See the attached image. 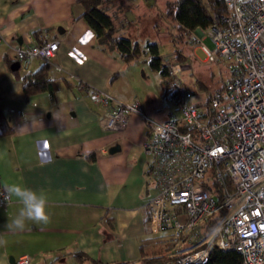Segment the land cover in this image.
Returning <instances> with one entry per match:
<instances>
[{
    "label": "crops",
    "instance_id": "obj_1",
    "mask_svg": "<svg viewBox=\"0 0 264 264\" xmlns=\"http://www.w3.org/2000/svg\"><path fill=\"white\" fill-rule=\"evenodd\" d=\"M141 2L108 1L117 36L135 42L145 34ZM83 12L79 0H0V109L13 129L0 137V180L22 181L49 198L47 223L29 222L24 231L7 228L18 205L0 207V264H15L22 255L32 256L33 264H78L76 252L103 264L138 263L142 248L166 241L149 225L156 189L143 149L146 121L132 116L124 134L108 132L99 123L103 105L91 99L99 91L116 102L138 100L152 118L164 98L162 78L148 55L125 63L116 50L102 48ZM44 33L60 41L49 68L57 90L26 100L22 78L43 63H22L17 76L12 47L36 44ZM59 108L63 120L53 117Z\"/></svg>",
    "mask_w": 264,
    "mask_h": 264
},
{
    "label": "built area",
    "instance_id": "obj_2",
    "mask_svg": "<svg viewBox=\"0 0 264 264\" xmlns=\"http://www.w3.org/2000/svg\"><path fill=\"white\" fill-rule=\"evenodd\" d=\"M225 4L228 17L192 32L191 43L209 62H226L231 76L207 108L191 102L180 78L190 67L172 61L162 64L176 78L178 117L159 123L146 117L138 100L116 102L99 91L91 95L105 109L99 123L108 132L124 134L133 115L147 122L143 149L156 189L148 204L149 225L174 256L164 264H206L216 248L236 250L244 264H264V0ZM206 37L213 49L203 43ZM41 39L39 45L12 47L15 62L38 59L52 66L60 41L48 33ZM9 203L0 195V207ZM216 216L220 220L211 227ZM33 263L30 255L15 261Z\"/></svg>",
    "mask_w": 264,
    "mask_h": 264
},
{
    "label": "trees",
    "instance_id": "obj_3",
    "mask_svg": "<svg viewBox=\"0 0 264 264\" xmlns=\"http://www.w3.org/2000/svg\"><path fill=\"white\" fill-rule=\"evenodd\" d=\"M109 0H79L83 7L82 18L87 22L90 29L93 31L98 44L104 49H114L119 53L120 58L125 63H132L138 60L143 55L150 57L149 64L151 68L158 72L162 78L163 97H173L177 100V110L179 111V95L173 91V83L175 77L170 75L168 69L163 66L164 61L159 53V48L156 43L148 42L143 49V45L137 40L133 42L128 37L117 36L116 26L113 16L109 14L107 5ZM230 9L226 6L225 0H173L167 3V16L173 20V29L170 33L171 41L174 45L175 64L184 63L190 58L182 53L180 46L185 43V38L191 36L192 32L201 29L209 28L216 20L222 17H228ZM38 42L35 45L42 43V36H36ZM192 39V36H191ZM189 40L186 44L190 43ZM38 60V59H37ZM42 62V61H41ZM43 63V62H42ZM13 62H10L12 66ZM22 64V63H20ZM50 65L43 63V66L35 72L26 74L22 78L23 91L26 100L40 93L48 92L54 96L57 85L55 80L49 77ZM21 69V68H20ZM15 71L18 76L20 71ZM187 72V71H186ZM183 74V73H182ZM181 74V75H182ZM180 75V78H181ZM231 77V76H230ZM229 77V78H230ZM182 80V79H181ZM224 84V83H223ZM223 87V86H222ZM222 87L209 99L208 102L201 107L207 108L212 99L222 89ZM143 106V105H142ZM144 111V106H143ZM172 112L171 115L179 116V112ZM145 114V113H144ZM134 116V115H133ZM169 116V118H170ZM168 120V119H167ZM165 122V121H164ZM147 125V122H146ZM13 134L8 120L3 115L0 109V137H5ZM94 155H88L89 159H94ZM220 220L216 216L210 223L211 227L216 226ZM187 249L184 247L180 250ZM78 264H103L101 262L90 259L83 253L76 252L72 254ZM174 259L172 251L167 241L160 242L151 250L141 249V260L138 263L116 262L110 264H164ZM206 264H244L241 255L236 250L221 251L214 249Z\"/></svg>",
    "mask_w": 264,
    "mask_h": 264
},
{
    "label": "rangeland",
    "instance_id": "obj_4",
    "mask_svg": "<svg viewBox=\"0 0 264 264\" xmlns=\"http://www.w3.org/2000/svg\"><path fill=\"white\" fill-rule=\"evenodd\" d=\"M169 1L173 0H142L141 3L143 4H141L142 7L139 8L138 12L142 23L144 20L147 22V31L143 35L141 33L136 35V40L138 39L143 45V49L148 42L156 43L163 60L175 61L174 45L170 38L173 20L167 16V3ZM191 36H187L184 40L185 43L180 46L186 58H190L184 63H179L190 67L187 72L181 75V79L192 94L191 102L201 106L206 104L208 99L223 86L224 81L230 77V72L226 62H209L207 55L200 48L193 45L191 41L186 44L189 38L191 40ZM203 43L209 49L214 48L208 37L203 38ZM155 105L156 112L152 114V118L149 111L145 110L144 113L146 112L147 118L159 123H163L172 112L178 111L177 102L174 98L169 97L165 100L161 97Z\"/></svg>",
    "mask_w": 264,
    "mask_h": 264
},
{
    "label": "clouds",
    "instance_id": "obj_5",
    "mask_svg": "<svg viewBox=\"0 0 264 264\" xmlns=\"http://www.w3.org/2000/svg\"><path fill=\"white\" fill-rule=\"evenodd\" d=\"M53 117L63 120L62 109L54 111ZM0 195H3L7 202L18 205L15 214L8 218L9 230L24 231L29 222L47 223L49 220V198L43 189L28 186L22 181H15L4 184Z\"/></svg>",
    "mask_w": 264,
    "mask_h": 264
},
{
    "label": "water",
    "instance_id": "obj_6",
    "mask_svg": "<svg viewBox=\"0 0 264 264\" xmlns=\"http://www.w3.org/2000/svg\"><path fill=\"white\" fill-rule=\"evenodd\" d=\"M20 68H21V64H20L19 62H15V63H13L12 66H11V70L14 71V72H15V71H18ZM118 149H119V148L112 149V150L110 151V153L112 154V153L116 152Z\"/></svg>",
    "mask_w": 264,
    "mask_h": 264
}]
</instances>
